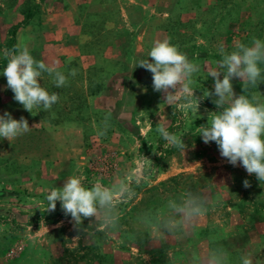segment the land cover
Here are the masks:
<instances>
[{"label": "rangeland", "instance_id": "1", "mask_svg": "<svg viewBox=\"0 0 264 264\" xmlns=\"http://www.w3.org/2000/svg\"><path fill=\"white\" fill-rule=\"evenodd\" d=\"M253 37L264 40V0H0V115L31 127L0 139V264H242L245 256L264 264V182L197 132L219 111L214 97L194 111L179 93L166 100L152 74L132 66L170 39L200 66L192 87L203 97L218 49ZM17 46L68 76L57 88L42 75L41 86L59 94L50 110L27 112L7 88L6 54ZM232 83L237 95L264 101V82L247 91ZM161 125L182 138L184 152L165 147ZM71 176L113 193L78 225L60 202L45 211L50 190Z\"/></svg>", "mask_w": 264, "mask_h": 264}, {"label": "clouds", "instance_id": "2", "mask_svg": "<svg viewBox=\"0 0 264 264\" xmlns=\"http://www.w3.org/2000/svg\"><path fill=\"white\" fill-rule=\"evenodd\" d=\"M218 52L221 59L217 67L208 72L214 80L213 90H205L203 97H197L192 87L193 77L200 71V66L186 52L173 45L170 39L156 41L148 57L134 61L132 66L133 69L140 67L149 71L153 90L162 93L166 100H174L179 93L187 104L194 106V111L201 99L214 97L212 103L219 111L211 113L207 124L197 128L198 135L205 144L215 142L221 157L229 164L242 166L249 175L254 174L258 181L264 182V101L254 95H237L232 83L233 79L241 80L244 91H247L249 86L256 87L264 82V69L260 67L264 64V40L253 37L249 44L241 42L231 52L223 46ZM6 56L8 63L2 75L6 77L7 88L14 93V100L31 114L33 109L50 110L59 101V94L49 93L41 86L42 75L47 73L51 76L57 88L67 85L68 76L55 66L35 59L26 46H17ZM76 74L77 70L71 69L69 75ZM30 130L24 117L15 119L9 112L0 115V139L11 142ZM107 130L105 120L97 134L106 135ZM157 132L167 142L165 147L185 151L186 145L180 136L169 132L163 125L157 128ZM243 184L245 188L251 186L248 180ZM46 199L48 206L45 211L54 212L57 202H60L64 214L70 215L78 225L95 217L99 207L110 205L113 193L98 182L86 187L80 177L71 176L62 187H53ZM192 212L206 215L207 210L195 207ZM242 264H253V260L242 257Z\"/></svg>", "mask_w": 264, "mask_h": 264}]
</instances>
